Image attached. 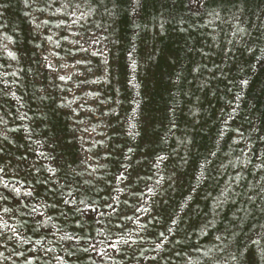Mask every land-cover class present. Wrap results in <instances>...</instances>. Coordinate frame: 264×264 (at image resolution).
Here are the masks:
<instances>
[{
    "label": "rangeland",
    "instance_id": "374dc122",
    "mask_svg": "<svg viewBox=\"0 0 264 264\" xmlns=\"http://www.w3.org/2000/svg\"><path fill=\"white\" fill-rule=\"evenodd\" d=\"M263 40L264 0H0V264H264Z\"/></svg>",
    "mask_w": 264,
    "mask_h": 264
},
{
    "label": "trees",
    "instance_id": "16d2710c",
    "mask_svg": "<svg viewBox=\"0 0 264 264\" xmlns=\"http://www.w3.org/2000/svg\"><path fill=\"white\" fill-rule=\"evenodd\" d=\"M255 64L260 71L264 72V40L261 44L259 52L257 53V56H255ZM251 96L256 102L257 108L259 109V124L260 127L264 130V102L256 92H252Z\"/></svg>",
    "mask_w": 264,
    "mask_h": 264
},
{
    "label": "snow or ice",
    "instance_id": "6c2138e0",
    "mask_svg": "<svg viewBox=\"0 0 264 264\" xmlns=\"http://www.w3.org/2000/svg\"><path fill=\"white\" fill-rule=\"evenodd\" d=\"M61 79H63V77Z\"/></svg>",
    "mask_w": 264,
    "mask_h": 264
}]
</instances>
